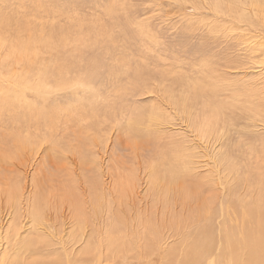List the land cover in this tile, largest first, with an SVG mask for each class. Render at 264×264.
<instances>
[{
  "label": "rangeland",
  "instance_id": "obj_1",
  "mask_svg": "<svg viewBox=\"0 0 264 264\" xmlns=\"http://www.w3.org/2000/svg\"><path fill=\"white\" fill-rule=\"evenodd\" d=\"M87 77L92 82L84 87ZM39 82L44 106L30 89ZM3 86L44 110L38 124L45 115L56 122L51 129L39 126L37 135L31 129L34 139L25 151L11 147L3 160L5 147L0 150V206L7 191H21L16 182L27 168L28 182L49 197L46 212L59 232L49 240L60 252L66 242L69 260L97 255L98 264H162L169 247H183L186 233L174 238L172 228V238L149 251L143 237L150 236L134 217L155 205L160 192L173 193L176 184L152 174L169 150L181 149L187 170L195 167L205 182L211 176L223 193L241 176L252 180L250 171L264 169L257 154L264 141V0H0ZM196 88L198 98L184 104L180 97L191 98ZM19 112L0 116L11 121ZM134 117L149 139L128 129ZM91 196L102 205L96 213L85 203ZM66 197L79 198L88 211L89 227L82 231L92 229L95 243L87 251V237L70 241L76 228L60 217ZM115 224L123 234L114 233ZM122 239L126 247L107 250Z\"/></svg>",
  "mask_w": 264,
  "mask_h": 264
},
{
  "label": "bare ground",
  "instance_id": "obj_2",
  "mask_svg": "<svg viewBox=\"0 0 264 264\" xmlns=\"http://www.w3.org/2000/svg\"><path fill=\"white\" fill-rule=\"evenodd\" d=\"M89 82H92V80L87 77L83 86L91 85V83L88 84ZM7 87L9 89L4 86L1 87L4 93L3 97L0 98V112L6 110L12 114L14 108L19 109L20 112L13 114L11 121L5 122L3 120L4 116H0V129L7 132L0 133V150L5 147L3 157L0 156L3 160L6 158L5 156L9 155L11 147L15 149V152H20L25 151L27 147L32 145V139L34 138L33 132L29 133L31 129L35 130L37 135L39 126L49 128L52 122H56L53 117L45 115L43 123L38 124L37 119L43 115L44 110L25 103L22 100L23 96L16 98L11 93L12 87ZM43 88V83L40 82L30 87L31 91L37 95L35 103L41 105V98L44 106L46 99L43 96ZM198 91L199 88H196L191 98H180L186 104L190 99L198 98L196 97V95H200ZM12 97L13 99H11ZM211 119L212 116L207 121L208 127ZM212 121L214 120L212 119ZM138 123L139 117L131 118L128 129L141 139H144L143 137L149 139V134L137 128ZM7 144L9 147H7ZM251 153L254 154L253 149ZM257 154L264 167V141L257 150ZM182 156L183 158H181ZM184 156L186 155L182 153L181 149H171L165 154V158L158 162L159 167L152 170V174L161 173L156 177L157 180L166 184H176L173 193L160 192L157 195L159 199L154 203L155 205H150V208L146 204L144 213H137L134 217L135 221L131 219L136 224H144V232L150 236V239L143 237V239L149 241L151 247L149 251H153L152 249L159 248L164 244L162 239L179 238L178 236L181 237V234L185 232L187 239L181 238L182 243H185L183 247L179 250L175 249L179 245L169 247L162 258V264H264V169L257 167L254 171H250L249 173L253 174L252 180H247L246 176H241L242 181H238L235 185L233 183L229 186L227 192L223 193L215 184L209 182L211 176H209V181L205 182L201 180L198 172L193 171L196 170L195 167L189 172L186 167L187 159ZM23 171L22 181L16 182L21 184V191H14L13 189L7 191L5 193V203L0 206V229L4 225L7 229L4 230V236H0V241L3 244V250L0 252V264H6V262L8 264H98L101 256L97 255L83 261H79L74 257L69 260L68 257L71 253L65 247L66 242L61 244L62 252L54 247L55 243H59L54 242L55 240L51 242L49 239L58 237L55 234H59V232L53 226L55 224L54 216L46 212L51 208V204L47 207L49 197H44L42 193L44 190L42 192L40 190L41 185L40 187L34 182H28L27 175L29 176V173H27V168ZM261 185H263V189L260 194ZM29 187H32V190H28ZM214 189L215 191L212 192ZM227 193H229L228 196L225 195ZM68 199L67 203L69 204L66 209L62 206L64 202H56V204H61L60 209H64V211L59 210L60 217L63 218L66 224L76 228L78 234L69 237L70 241L78 242L79 239L87 237V246L84 248V251H87L95 243L92 229L89 230V234L82 231L83 227H89L87 222L88 211L86 212L85 207L83 208L80 205L79 198H71L69 201ZM85 203L87 206L91 204L95 213L96 208L102 206L98 196H91L88 200L85 199ZM176 203H180L181 206L175 208ZM54 206L56 208L55 202ZM141 208L140 211H142ZM154 211H156L155 215ZM172 211L176 214H172ZM155 218L161 223L160 225H157L159 223L155 222ZM93 221H96V219ZM117 223L121 224V221H117ZM119 224H115L113 231L116 234H123L122 224ZM149 226L151 227L147 229ZM172 228L176 233L170 237L168 232ZM53 229L55 232L52 231ZM25 234L28 236L25 237ZM123 241L122 239L120 245H117L115 240L112 244H109V247L106 246L107 250L110 248L115 251L121 250L120 247L124 245L122 244ZM124 247L126 246L124 245ZM92 252L94 253V251ZM61 253L66 258L55 259ZM19 258L23 261L21 262Z\"/></svg>",
  "mask_w": 264,
  "mask_h": 264
}]
</instances>
